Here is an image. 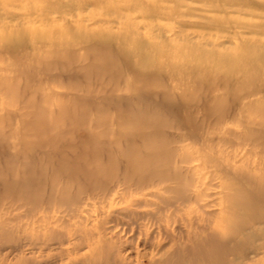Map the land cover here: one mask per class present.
I'll list each match as a JSON object with an SVG mask.
<instances>
[{
  "label": "rangeland",
  "instance_id": "obj_1",
  "mask_svg": "<svg viewBox=\"0 0 264 264\" xmlns=\"http://www.w3.org/2000/svg\"><path fill=\"white\" fill-rule=\"evenodd\" d=\"M107 38L111 39L109 42L113 46L126 49L129 58L135 62L151 65L154 60L166 59V62L178 65L168 72L171 78H183L185 69L180 67L201 71L195 74L198 76L192 74L185 78L184 84L191 86L190 92L176 88L166 92L157 82L144 84L135 81L130 74L122 73V61L118 56H86L65 65L66 58L57 59L50 55L55 64L48 70L49 67L30 60L13 64L11 56L3 49L10 40H16L19 50L24 46L30 53L41 54L44 49H52L55 45L62 49L72 48ZM77 50L83 53V50ZM263 57L264 0H0V171L5 172L0 179H24L21 167L26 152L50 151L56 160L78 155L79 152L70 150L68 146L76 139L87 140L89 134L97 139V154L102 150L100 147H107L117 154V144L105 145L116 137L113 132L119 130L133 134L135 122L143 114L146 127H149L153 111L157 116L163 114L160 118L163 122L172 123L176 115L180 120L189 119L187 124L178 126L179 129L186 127L182 132L198 128L202 133L208 131L210 137H226L227 145L223 147L226 159L220 162L229 167L228 160L232 158L230 161L237 164L231 176L225 175L221 169L203 168L202 174L212 179L211 185L203 187L207 196L199 207L192 204L189 211L177 203L176 206L183 211L176 216L171 214L174 208L167 209L162 202L163 198L172 202L174 194H163L157 186L154 187L155 196L146 198L148 205L134 206L130 202L131 196L125 201L120 197L104 203L94 200L86 207L84 198L90 195L84 191L87 184H80L79 180L75 182L65 171L55 174L51 166L45 187L32 182L29 189L20 186L10 193L0 187V264H75V260H81L82 264H119L110 262V248L102 242L104 238L98 235L93 238L89 233L90 230L98 232L100 228L106 231L108 239L113 234L121 241L112 252L121 249L122 259L131 256L133 260L139 254L144 264H148L152 255L154 259H160L162 252L158 251L162 244L166 249L175 243L181 244L179 239L182 235L200 233L201 223H206L207 219L214 221L208 228L223 229L224 222L213 220L224 215L225 210L221 206L234 201L240 189L256 192L246 173H264V142L260 137L247 135L243 126L233 125L229 113L219 117L221 112L218 111L224 110L215 111L217 113L211 116L201 114L202 107L206 105L210 108L215 105L219 109L227 102L229 93L218 85L215 91L219 93L220 100L209 103L204 100L208 90L194 89L199 87L192 81L195 77L209 78L211 75L224 79L233 77L235 82H243L249 72H263L258 70L259 65L264 64ZM164 92L174 94L188 110L172 108L166 111L162 107L166 99L154 96ZM239 94L245 96L243 102H256L255 106H260L257 103L260 94L251 98L246 97V90ZM262 97L264 99V95ZM179 105L177 103L175 107ZM249 117L261 121L258 114L249 113ZM258 127L253 124L250 130L257 132ZM145 131L152 133L153 129ZM162 131L165 134L177 132L166 128ZM42 139H52L58 142V147L42 150L37 147ZM189 141L195 142L189 155L200 157L202 151L196 139ZM124 145L131 146L128 143ZM143 145L138 140L134 146L140 147L141 152L147 151ZM82 151L87 153L86 148ZM203 154L211 155L212 150L208 149ZM81 157L85 159L86 155ZM84 162L79 159L77 166L103 173L108 168V165L102 167L98 161L91 166ZM67 165L70 166V162ZM97 166L101 167L96 169ZM83 168L77 173L78 177L85 174ZM108 170L109 177L104 178L107 190L118 189L120 179L113 177L117 170ZM67 186L72 194L79 190L82 193L79 203L71 205L74 211L68 214L67 207L62 206V219L56 226L70 243L62 248L54 246V241L41 244L36 239L45 230L42 222L38 223L34 216L48 206L46 200L49 197L55 196L63 203L61 190ZM122 189L119 186L118 190ZM233 192L234 196L230 197ZM227 193L229 196H224ZM25 196L31 199V203L22 210H11L8 205L16 200L18 204H24ZM125 210L138 212L139 216H135L138 218L132 220ZM20 213L25 216L18 217ZM211 214L215 216L211 217ZM173 219L179 223L174 224ZM19 225L24 226L22 232ZM18 237L24 238L16 242ZM91 254L99 256L97 261L90 257Z\"/></svg>",
  "mask_w": 264,
  "mask_h": 264
},
{
  "label": "bare ground",
  "instance_id": "obj_2",
  "mask_svg": "<svg viewBox=\"0 0 264 264\" xmlns=\"http://www.w3.org/2000/svg\"><path fill=\"white\" fill-rule=\"evenodd\" d=\"M110 40L111 39L108 38L107 40L101 39L99 42H88L82 45L79 44L80 46L76 45V47L74 46L72 48L63 49L57 47L58 45H55L52 49H44V52L41 54L37 52L30 53L28 52V48L24 46H22L23 48L19 50L17 48L19 46L16 40H10L9 44L6 47H3V49L5 50V53L11 56L10 58L12 59L13 64L21 61L23 62L24 60H30L38 65H45L49 67L48 70H50V67L55 64V62L53 63L51 60L50 55L57 59L66 58L67 61L63 62L65 65H70L73 62L83 60L86 56L98 54L118 56V58L122 61V73L130 74L135 81H139L144 84L153 85V83L157 82L161 88L166 90V92H171V88L182 89L190 92L191 86L185 85V80L189 75L199 74L198 71H201L199 69L182 68L179 66V69H185V73H183L182 76L183 78H171L168 75V72L173 70L178 65L170 64L169 62H166V59H163L162 61L152 59L154 61L150 63L151 65H147L146 62L142 61L135 62L129 58L125 52L126 49L124 50L123 48L113 46L109 42ZM76 49L83 50V53L80 51L78 52V50L76 51ZM138 53H141L142 55V52ZM259 67L260 68L258 70L264 72V64H260ZM9 68L10 67L7 69ZM263 72L253 70L247 74L248 78L246 80L238 83L235 82L233 77L225 79L219 76L211 75H208L209 78H204L202 76L195 77L192 83L199 88L194 89L201 91L208 90V94H206L204 100H207L209 103H217V101L220 100L219 93L217 94V91H215L217 88L216 86L219 85L221 89L223 87L226 88V91L229 93L228 100L223 106H219V109H216L217 107L215 105L213 108H210L208 105L203 106L201 114L206 113L211 116L217 113L215 111L224 110L218 111L221 112L218 113L219 117L223 116L224 113H229V119H231L230 122L233 125L243 126L246 128L245 133L247 135L251 134L260 137V140L264 142V99L262 97L264 95ZM232 75H235V73ZM172 79L174 80L171 81ZM241 90H246V97L249 98L260 94V100L257 102L260 106L257 108V106H255L256 102H243L242 100L245 99V96L239 94ZM237 91L238 93H236ZM166 92L154 95H157L160 99H166V103L162 106L163 108H166V111H169L172 108L179 110L182 109L185 111L188 110L187 106L181 104L182 100L177 99L174 94ZM177 103L180 104L178 108L175 107V104ZM152 107L157 108V105H153ZM235 109L237 111H235ZM249 113L258 114L261 121H254L249 117ZM162 115L159 113V116H157V112L153 111V117L150 115L152 117V123L149 124V127H146V121L144 118L145 115H140V119L135 122L136 126L134 127L133 134H127L122 131L119 132V130L118 132H113V135L116 137L108 140L105 145L108 146L109 144H117L119 147L117 154L110 151L107 147H100L102 150L97 154V139L94 138L92 134L87 135V140L76 139L75 141H72V143L68 146L69 149L79 152V154H75L73 156L68 155L64 159H54V154H51L50 151H37L34 154L32 152H26L23 155L24 163L21 167L24 179L15 181L13 179L1 178L0 187L4 189V192L8 193L13 191L15 192L16 188H19L20 186L29 189L30 186L28 185L32 182H39L43 185V187H45L48 185L47 178L50 172L49 167L51 166L53 167L51 171L55 174L65 171L68 175L72 176V179L75 182L79 180L80 184H87L84 191L87 195H90L85 196L84 198L85 201L83 204H85L86 207H89L91 201L94 200H99L101 203H104L106 200L114 201L116 198L120 197L121 201H125L126 197L131 196L132 200L130 202H132L134 206L138 207L148 205L146 198L149 195L155 196V186H157L158 191L163 194H174L172 202L170 199L167 200L163 198L162 200L167 209L174 208V211L171 212L172 215L176 216L177 213L183 211L181 208L176 206L179 202L187 208V211H189L192 204H197L199 207L200 202L207 196L204 190L208 185H211L210 182L212 180L211 177H205L202 174V169H221L225 175L231 176L234 174V169L237 164L230 161V159L233 160L232 158L228 160L229 167H226L225 164L220 162L222 159L224 161L226 159V151L223 149V147L225 148V145H227L226 137L222 135L210 137L208 131H203L202 133L198 130V128L195 131L188 130L187 132H182L186 129V127L182 126L179 129L178 126L180 124H187L188 122L186 121L189 119L180 120L176 115V119H174L172 123L171 121L163 122L161 121L162 119H160L161 117L163 118ZM158 120H160V124L158 123ZM253 124L259 126L257 132L250 130ZM249 125L251 126L249 127ZM147 128H152L153 132L146 133L145 130ZM164 128L176 130L177 132L173 134H165L164 131H162ZM193 138L196 139L198 146L201 148L200 150L202 151V155L200 157H193L189 155L191 148L195 145L194 141H189ZM138 140L144 144L143 147H145L147 151L141 152L140 147L136 148L134 146L135 142ZM55 142L56 141L52 139H42L38 141L37 147L39 146L40 148H43L42 150H44V148L53 150V148L58 147V142ZM124 142L131 144V146L129 148L126 147ZM84 148H86L87 153L82 151ZM208 149L209 151L212 150V154L204 155L203 152H208ZM196 152L199 151L196 150ZM81 155L84 157L86 155V158L84 159ZM79 159L84 160L90 166L93 162L98 161L102 164V167L103 165H108V168L117 170V173H115L113 177L120 179L118 184L120 187H123L122 191L118 190L119 186L118 189L113 187L111 190H107L108 188L104 178L109 177L107 176V173L109 172L108 168L104 170V173L106 172L105 174L99 170L97 172L95 170H85L83 167L77 166ZM69 162L70 166L67 165ZM78 164L81 165V163ZM100 167L97 166L96 169ZM82 168L85 174L78 177L77 173L80 172ZM258 170L261 172V169ZM2 171H0L1 177L5 173ZM16 172L18 173V171ZM115 175H118V177ZM246 175L251 180V184H253L252 188L256 190V192L253 193L246 189L239 190V188H237L239 191L236 199L231 201L229 204L221 206V209L225 210L224 215L213 219L216 223L220 221L224 222L223 224H225V226L223 229H217L213 226L208 228L209 223L214 221L207 219L206 223H201L202 230L200 233H195L194 236L189 234L185 236L182 235L181 239H179L181 244L177 245V243H175L174 245H170L167 249L164 244H162L158 251V253L160 251L162 252L160 259L156 260L154 259V255H152L153 258L148 262V264H264V173L252 174L251 172H248ZM61 191V200L63 199V203H61V201L59 202L55 196L49 197L46 200L48 206L46 204L47 207L42 208V212L38 215L35 214L34 216L38 219V223L42 222L41 224L45 230V233L40 232L41 236H38L36 240H39L38 242L41 244H49V242L54 241L56 243H53V245H58L60 248H62L65 244L70 243V240L65 238V234L59 232L56 228L58 222L62 219V213L64 212L61 208L62 206H66V212L69 214V212L73 210L71 205L77 203L79 201L80 194H82L81 190L72 194L69 191L68 186L63 188ZM224 196L228 197L229 193ZM231 196H234V192L230 195V197ZM24 201V204H18V201L16 200L8 206L11 207V210L19 211L31 203V199L28 197L26 198V196L24 197ZM53 203L60 205L55 207ZM219 205L221 204L219 203ZM200 208L203 209V206H200ZM27 212L32 214V211L27 210ZM125 212L131 216L129 218L132 220L138 218L135 216H139L138 212H134L133 210H125ZM23 216H25L23 213L18 215V217ZM214 216V214H211V217ZM180 220L182 221L181 217ZM192 222L193 221H190V223ZM173 223L175 224L179 222L173 219ZM193 224L195 223L193 222ZM18 229L22 232L24 226L19 225ZM196 230H198V228ZM89 233L93 238L96 235L100 238H104L102 239V242L108 244L110 248L108 253L110 262L116 261L119 262V264H134L133 262H135V264L145 263L139 254H136V258L133 260V257L131 256L126 259H122L121 249L112 252L115 245L121 243V241L116 239L113 234L111 235L112 238L109 237L110 239H108L106 231L102 228H100L98 232L90 230ZM18 238L19 239L15 240L16 242H21L24 237ZM30 240L33 242L36 241L35 239ZM113 255L114 259L112 260L111 257ZM90 257L96 259V261L99 258L96 254H91ZM96 261L94 262L96 263ZM74 263L82 264L81 260H75ZM114 264L117 263L114 262Z\"/></svg>",
  "mask_w": 264,
  "mask_h": 264
}]
</instances>
